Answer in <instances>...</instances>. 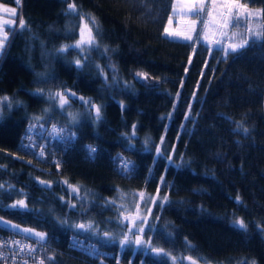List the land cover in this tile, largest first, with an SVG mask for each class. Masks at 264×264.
I'll list each match as a JSON object with an SVG mask.
<instances>
[{
    "label": "trees",
    "instance_id": "obj_1",
    "mask_svg": "<svg viewBox=\"0 0 264 264\" xmlns=\"http://www.w3.org/2000/svg\"><path fill=\"white\" fill-rule=\"evenodd\" d=\"M0 1L17 6L0 55V216L46 234L39 261L173 264L161 248L176 264H264V39L222 56L199 34L170 38L173 0ZM83 22L98 47L59 51ZM50 123L69 134L42 143ZM6 249L0 264H20Z\"/></svg>",
    "mask_w": 264,
    "mask_h": 264
},
{
    "label": "snow or ice",
    "instance_id": "obj_2",
    "mask_svg": "<svg viewBox=\"0 0 264 264\" xmlns=\"http://www.w3.org/2000/svg\"><path fill=\"white\" fill-rule=\"evenodd\" d=\"M14 2L17 5H19L21 3V0H14ZM187 7H188L189 14H192V15H195L198 17L201 16L202 14L206 15L207 18L202 21V30L204 32V35H203L204 40H206L210 43H216V44L222 43L221 40L215 39V33L211 32L209 30V25H211L212 29H215L216 32H219V35L221 37H224L225 39H227L229 41V43L227 44V47H224L221 49V51L224 52L225 56H227L229 54V52L235 53L238 50L245 48L249 43L248 37H246L243 33L232 32L231 35H229V33L226 31L230 27H232V28L240 27L242 21H243L246 33H248L251 37H254L256 39H264V25L258 24L255 29L250 27V23L253 19H257L261 16H264V10H259V11L253 12L252 10L248 9L246 4L240 3V0H223V2L220 4L217 3V0H211V5L209 6V10L207 11V13H204V9L206 7L205 0H198V2H195V0H194V2L191 5H188ZM217 9H223V10L222 11H216V15H213V11H215ZM68 11L69 12H76L77 11L76 5L74 3L69 4L68 5ZM0 12H3L5 14H11L12 16H15L16 15V8H9V7H6L4 5H0ZM90 19L92 21L93 27L98 29L99 25L96 23L95 17H90ZM3 23L8 24L9 30H11V22L10 21L4 20ZM169 23H171V21H169ZM194 26H195V21L192 22L191 27L194 28ZM18 27L20 29H24L26 27V22L24 21L23 18L20 19ZM165 33L169 36L184 35L185 40H191L192 39L191 35L177 33V32H169L168 29H165ZM238 36L240 37L239 39H237ZM6 40H7V35L3 31V27L0 26V50L3 49L4 43ZM69 47L79 48L81 50H84L86 47L87 48L98 47V44L96 41V36L93 35L92 28L88 27V25L85 23L84 26L80 28V40H78L75 45H65L59 51L65 52L68 50ZM105 51H106V49H105ZM85 59H86V57H85ZM75 63L78 66H80L82 62H81V60L77 59L75 61ZM38 91H40V90H38ZM71 95L75 96V93H72ZM55 96L58 99L59 106L61 108H63L65 105L68 104V99L64 93L57 92L55 94ZM4 99H7V97H5ZM79 99L83 100L84 98L80 97ZM85 103H90V101H85ZM93 107L95 108L96 118L99 119L100 114H101V109L99 106L93 105ZM73 119H75V117H73ZM53 131H56L55 126H53ZM89 150H90V152H93V153L95 152L94 148H90ZM123 167L125 170H127V165H124ZM65 183H67V182L65 181ZM0 187H3V186L0 185ZM73 191H78V189L73 187ZM134 195L138 196V198L140 200L146 199L144 192H140V193L134 194ZM164 200H167V197H164ZM146 202H148V203L154 202V197H151V196L147 197ZM17 206H19L21 208L27 207V205L25 204V202L23 200L17 201V204L12 205L11 207L15 208ZM137 213H138V206H137ZM136 218H139V217L137 216ZM136 218L129 217V216L124 217L125 220H132L133 223H135ZM142 222H145V221H142ZM0 223H4L5 226H11L13 228L19 227L18 225H10V224H8V222L0 221ZM236 224L241 229L246 228V225H245L243 220H238L236 222ZM77 227L80 229H90L92 227V225H91V223H89L87 225L79 224V225H77ZM23 231L26 233H30V234L33 233V230H31V229H24ZM143 231H144L143 227H140L137 229L138 233H142ZM34 235L36 237H39L40 240L46 239V234H44V233H34ZM105 235H107V233ZM129 242L130 241L128 240L127 236H125L120 241V243L122 245L129 243ZM14 243L19 245L18 241L14 242ZM134 243L137 245L142 243V241L138 235L136 236ZM145 243L150 244V242H145ZM25 248H27L29 253H34L36 251V249L30 248L29 246H24L23 248H21V251H24ZM152 251L155 252L157 256L167 257V258L172 260L173 264H176V257L172 256L171 253L166 252L164 249L153 248ZM0 258H2V257H0ZM49 259H52V258L50 257ZM188 259H191V258H188ZM25 264H27L26 261H25ZM39 264H45L44 260L41 259L39 261ZM193 264H195V262H193Z\"/></svg>",
    "mask_w": 264,
    "mask_h": 264
},
{
    "label": "built area",
    "instance_id": "obj_3",
    "mask_svg": "<svg viewBox=\"0 0 264 264\" xmlns=\"http://www.w3.org/2000/svg\"><path fill=\"white\" fill-rule=\"evenodd\" d=\"M196 1L198 2V0H196ZM205 1H206V7L204 9V13H207V11L209 10V6L211 5V1H209V2H208V0H205ZM222 2H223V0H220L217 3L220 4ZM240 3L245 4L244 2H241V1H240ZM247 7L249 10H251V7L249 5H247ZM222 10L223 9H217V10L213 11V15H216V11H222ZM206 18L207 17L205 14H202L199 17L195 16V15H193L192 17H188V20L190 21L191 25H192V22L195 21L194 28L191 27V25L190 26H187V25L181 26L179 28V30L177 31V33L187 34V35H191V37H193L196 33V30L201 26L202 21L205 20ZM258 24L264 25V22L262 20H260L258 22ZM250 27H252L253 29L256 28L254 26L253 20L250 23ZM209 30L211 32H214L215 33V39L221 40L222 43L216 44V43H210V42L204 40L207 44L218 47L220 50L224 47H227V44L229 43V41L227 39H225L224 37H221L219 35V32H216L215 29H212L211 25H209ZM226 31L229 33V35H231L232 32L239 31V32L243 33L246 37L249 38V34L245 32V27H244L243 21L241 22L240 27H237V28L230 27ZM203 35H204V32H203L202 26H201L200 36L202 39H203ZM180 36L184 37V35H180ZM239 38L240 37L238 36L237 39H239ZM221 52L224 55V52L223 51H221ZM16 241L19 242V245L14 243ZM0 243L4 244V246L7 248L5 250L6 252H8V253L14 252L13 256L17 261L20 262V264H25V261L27 262V264H39V257L37 256L38 253H37V248H35V246L44 243V240H40L38 238H33V237H30L26 234L11 230L6 235H3L0 237ZM24 246H29L30 248L36 249V251L34 253H29L27 248H25L24 251H21V248H23Z\"/></svg>",
    "mask_w": 264,
    "mask_h": 264
},
{
    "label": "rangeland",
    "instance_id": "obj_4",
    "mask_svg": "<svg viewBox=\"0 0 264 264\" xmlns=\"http://www.w3.org/2000/svg\"><path fill=\"white\" fill-rule=\"evenodd\" d=\"M175 1V0H174ZM189 1V4L191 5L192 4V1L193 0H183L182 2H180V3H175V2H173L174 4V6L173 7H176V9H175V11H173V12H171L170 13V15H169V19H170V21L172 22L171 23V25L174 27V26H176L177 25V22L179 21V20H181V19H185V18H188V17H192L193 15L192 14H189V12H188V7L187 6H185V4H186V2H188ZM209 1H211V0H208V2ZM218 1H220V0H217V2ZM195 2H197V1H195ZM205 3H206V1H205ZM179 4V5H178ZM0 5H4V6H6V7H9V8H16V12H17V6H15V5H12V4H7V3H4V2H1L0 1ZM176 5V6H175ZM178 5V6H177ZM183 9H182V8ZM251 7V6H250ZM182 10H181V9ZM180 9V10H179ZM185 10V11H184ZM251 10L253 11V12H256V10H254L252 7H251ZM187 11V12H186ZM171 18H172V20H171ZM4 20H7V21H10L11 22V26L12 25H14L15 24V20H16V15L15 16H12L11 14H5V13H3V12H0V26H2L3 27V31H4V33L7 35V37H8V34H9V25L8 24H4L3 23V21ZM83 24H85L84 22H83ZM185 24V23H184ZM183 24V25H184ZM185 25H187V24H185ZM84 26V25H83ZM201 26H202V23H201ZM201 26H200V29H201ZM165 27V26H164ZM188 28V27H187ZM169 32H172V30H169ZM163 33L165 34V35H167L166 33H165V28H164V30H163ZM196 36H195V38L193 39V37H192V39L191 40H189L190 42H193L195 39H196V37H198V34H195ZM167 36H169V35H167ZM177 37V36H176ZM80 40V39H79ZM185 40V39H184ZM203 41H204V39H202ZM6 42V41H5ZM1 51L2 50H0V55H1ZM53 126H55V129H56V131H53ZM34 126H30V129H32V131L31 132H33L34 131ZM48 128V129H47ZM59 129H62V130H64V134L65 133H67V134H69V131L64 127H61L60 125L59 126H56L55 124H53V123H50V124H47L46 125V127H45V125H41V127L38 129L37 128V130H40V131H38L39 133V136H41L43 139H41V142L42 143H44V144H46V142L44 141L45 140V138H48L49 140L51 139V135H56V136H60V135H57V131L59 130ZM68 131V132H67ZM32 135H34V133L32 134ZM35 141V140H34ZM37 145V144H36ZM42 147H44L43 145H41ZM38 148H40V147H38ZM37 153H39V154H41L42 152L39 150ZM141 211V209H139V212L138 213H141L140 212ZM134 218V217H133ZM0 221H3V222H8V224H10V225H18L19 227L18 228H13V227H11V226H6V227H8V228H12V229H14V230H19V231H22V232H24L23 230L24 229H31V230H33V233L32 234H30V233H26V232H24V233H26V234H28V235H31V236H33V237H36L35 235H34V233H43V231H41V230H38V229H36V228H34V227H31V226H28V225H22V224H20V223H16V222H14V221H12V220H10V219H7V218H5V217H1L0 216ZM129 222V226L130 227H132V224H134L133 222H132V220H129L128 221ZM0 224H2V225H4L5 226V224L4 223H0ZM144 247L145 248H147L148 247V245H144ZM148 249V248H147ZM140 264H149V262L148 261H145V260H141L140 262H139Z\"/></svg>",
    "mask_w": 264,
    "mask_h": 264
},
{
    "label": "bare ground",
    "instance_id": "obj_5",
    "mask_svg": "<svg viewBox=\"0 0 264 264\" xmlns=\"http://www.w3.org/2000/svg\"><path fill=\"white\" fill-rule=\"evenodd\" d=\"M182 1H183V0H175L174 2H175V3H180V2H182ZM195 1H196V0H195ZM178 5H179V4H178ZM178 5H177V6H178ZM188 5H190V4H189V1L186 2L185 6H188ZM173 6H174V5H173ZM175 6H176V5H175ZM181 8H182V7H181ZM181 8H180V9H181ZM175 9H176V7H173L171 12L175 11ZM180 9H179V10H180ZM182 9H183V8H182ZM182 9H181V10H182ZM184 11H185V10H184ZM186 12H187V11H186ZM171 20H172V18H171ZM169 21H170V19H168V21H167V23H166V26H165V29H168V31H169V30H175V29L178 31V30H179L178 27L180 26V24L183 25V24L185 23V24H187V26H190V25H191L190 21L187 20V19H182V20H180V21H179V24H177V25L174 26V27L171 25L172 22L169 23Z\"/></svg>",
    "mask_w": 264,
    "mask_h": 264
},
{
    "label": "flooded vegetation",
    "instance_id": "obj_6",
    "mask_svg": "<svg viewBox=\"0 0 264 264\" xmlns=\"http://www.w3.org/2000/svg\"><path fill=\"white\" fill-rule=\"evenodd\" d=\"M195 264H201V263H195Z\"/></svg>",
    "mask_w": 264,
    "mask_h": 264
},
{
    "label": "water",
    "instance_id": "obj_7",
    "mask_svg": "<svg viewBox=\"0 0 264 264\" xmlns=\"http://www.w3.org/2000/svg\"><path fill=\"white\" fill-rule=\"evenodd\" d=\"M170 38H175V37H170Z\"/></svg>",
    "mask_w": 264,
    "mask_h": 264
}]
</instances>
